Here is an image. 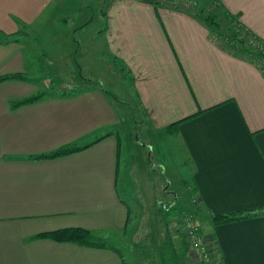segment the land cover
<instances>
[{
	"label": "crops",
	"instance_id": "1",
	"mask_svg": "<svg viewBox=\"0 0 264 264\" xmlns=\"http://www.w3.org/2000/svg\"><path fill=\"white\" fill-rule=\"evenodd\" d=\"M63 4L0 0V75L28 70L23 40L14 31L5 32L8 23L20 21L19 29L38 22L46 26L44 13ZM190 10L212 13L220 25L232 17L264 44V0H200L191 9L107 0L100 12L104 26L91 42L102 40L94 49L128 69L149 125L143 145L127 139L121 115L96 85L55 92L14 109L7 105L8 96L0 100V264H197L183 237L185 245L172 244L161 253L154 242L159 230L153 216L144 220L136 203L129 206L121 197L129 189L132 166L140 164L146 171L150 158L170 174L182 173L174 178L176 191L165 190L162 209L177 211L195 197L203 233L220 264H264V214L220 225L211 221L212 215L264 212V65L226 45ZM13 46L19 48L11 51ZM24 77L13 83H24ZM10 82H1L0 88ZM22 89L15 86L13 93ZM193 114L175 133L166 132L170 123ZM89 143L65 156L32 158L66 144ZM147 146L150 150L144 152ZM162 209L159 216L169 219ZM75 227L103 238L120 255L34 238ZM140 228L144 231L137 238ZM113 239L122 241L128 259Z\"/></svg>",
	"mask_w": 264,
	"mask_h": 264
},
{
	"label": "rangeland",
	"instance_id": "2",
	"mask_svg": "<svg viewBox=\"0 0 264 264\" xmlns=\"http://www.w3.org/2000/svg\"><path fill=\"white\" fill-rule=\"evenodd\" d=\"M106 1L64 0L63 6L52 11L47 10L44 13L42 20H49V23L43 27H40L38 22L30 29L25 27L19 29L22 23L18 20H11L5 32L14 31L13 36L17 35L24 41V43L21 42L20 47L21 49L23 47L26 52L25 67L28 70L27 73L23 74L27 75L28 80L16 84L13 82L17 79H11V82L5 87L1 86L3 88H0V100H6L5 96H8L7 105L11 108L12 103L20 100L21 96L28 97L38 91H48L50 94H55V92L70 93L80 89L83 84L96 85L101 91H104L107 100L115 106L117 113L121 115L123 119L121 128H124L123 133H126L127 139L132 140L136 145H143L141 140H144L143 135L146 134L149 125L139 109L137 98L133 94L130 79L123 69V65L120 62L114 64L109 59V55L94 49L102 40L98 41L97 38L91 42V38L97 35L104 26L100 12ZM66 3L67 6H65ZM90 18L92 21L88 26L77 27ZM221 27L226 31L230 28V23H221ZM16 29L17 31H15ZM12 40L16 42V36L12 37ZM256 43L257 41L254 39L251 45L256 48ZM16 48L13 46L11 51H16L19 47ZM35 54L36 58L34 57ZM23 74L21 75L24 76ZM19 85L23 88L22 91L19 94L13 93L15 86L19 87ZM124 120L129 121L128 126L125 125ZM136 140L138 141L136 142ZM142 149L144 152H148L150 147L147 146V148ZM153 160L154 158H150L149 161H145L147 163L144 168L146 171L140 164L139 166H132L129 176V189L122 190L121 197L129 206L134 207L133 202H135L138 211L143 213L144 220L149 215L153 216L155 230L157 228L159 230L156 233L157 236L155 235L156 240L154 242L159 243L157 249L161 253H166L172 244L180 247L179 243L182 246L188 243L183 230V218L188 215H192L196 225L200 228V232L205 236V240L211 245L201 227V207L195 197L191 194L188 197V191H186L187 194L183 191L182 195L188 197L189 205L184 204L182 209L177 211L175 208L162 209L163 204L167 203V201L164 202L165 190L175 192L177 186H174V178L181 177L182 173L175 171L170 174L163 165ZM158 209L166 210L164 212L170 218L165 216L167 219L163 220L159 216L160 211ZM157 219L160 220L157 221ZM165 226L166 228H164ZM143 231V228H140L136 237L140 238ZM182 237L185 243H183ZM113 241H115L113 243H116V246L122 249L123 256L128 259L122 241L120 239H113ZM189 256L196 262L191 252Z\"/></svg>",
	"mask_w": 264,
	"mask_h": 264
},
{
	"label": "trees",
	"instance_id": "3",
	"mask_svg": "<svg viewBox=\"0 0 264 264\" xmlns=\"http://www.w3.org/2000/svg\"><path fill=\"white\" fill-rule=\"evenodd\" d=\"M146 2H149L154 5H159L158 3L149 1V0H144ZM193 15H195L197 18L202 20L205 25H207L212 31H214L218 36L222 37L225 44L232 47L235 50H238L240 53L243 54H248L253 58H256L258 60H261L264 65V51H261L253 45L250 42L251 39H255L257 42H259L254 36L251 35L249 30L242 26L236 19L230 18V28L226 29V31L223 30L221 27L220 23L217 21V16L212 14V13H205L203 11H198V10H190ZM243 29V33L241 32ZM4 36H7L3 34ZM260 43V42H259ZM254 49H253V48ZM110 60L116 64L119 63L120 61L115 58L109 56ZM123 69L126 71L127 76L131 77L129 74L128 69L123 65ZM11 79H25L24 76H22L19 73H14V74H4L0 75V82L5 81V80H11ZM50 93L48 91H38L33 95H30L28 97H25L20 100H16L12 103L11 109H14L16 107L22 106V105H27L31 104L33 102H36L43 98L46 95H49ZM196 114L184 117L178 121L170 123L166 127V132L168 134H173L175 133L177 126L179 125L180 122L194 116ZM110 132L103 133L102 135L98 136L95 141L100 140L104 138L105 136L109 135ZM116 137V142H117V157L120 155L121 151V139L118 135ZM94 142V141H93ZM92 143L86 144V145H78V144H66L58 148L57 150L46 154V155H37L33 156L32 158L40 159V158H56V157H61L65 156L68 154H72L75 152H78L80 150H83L87 146H89ZM257 214H264V212L260 213H255V212H233V213H225V214H218V215H212L211 216V221L214 225H220L224 223H229L241 219H245L248 217L255 216ZM34 238H47L51 239L57 242H71L79 246H87V247H94V248H104V249H111L115 252H117L120 255V251L115 248L112 244L108 243L105 241L103 238L95 235L93 232L83 229V228H65V229H60V230H55L51 232H45V233H40L36 235ZM212 249V248H211ZM197 263V262H196ZM124 264V263H123ZM199 264V263H197Z\"/></svg>",
	"mask_w": 264,
	"mask_h": 264
},
{
	"label": "built area",
	"instance_id": "4",
	"mask_svg": "<svg viewBox=\"0 0 264 264\" xmlns=\"http://www.w3.org/2000/svg\"><path fill=\"white\" fill-rule=\"evenodd\" d=\"M158 4L182 7L185 9L194 8L200 0H149ZM243 33V29L241 31ZM250 42L253 44L254 39ZM256 48L264 51L263 43H256ZM183 230L186 240L189 244L194 260L199 264H220L219 259L215 256L209 243L205 240V236L200 232V228L196 225L192 215L183 218Z\"/></svg>",
	"mask_w": 264,
	"mask_h": 264
}]
</instances>
